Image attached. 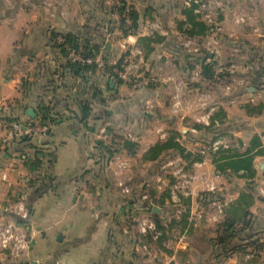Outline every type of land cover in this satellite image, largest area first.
<instances>
[{"label": "crops", "instance_id": "0c3cea01", "mask_svg": "<svg viewBox=\"0 0 264 264\" xmlns=\"http://www.w3.org/2000/svg\"><path fill=\"white\" fill-rule=\"evenodd\" d=\"M121 2L138 12L136 30L120 14ZM187 5L0 0V217L19 220L13 208L25 194L31 233L22 258L3 264L263 263L264 152L257 151L264 150V0H227L220 45L206 55L182 46L187 35L178 21L186 19ZM54 33L88 44L99 64L75 73L53 44ZM155 34L162 38L146 54L141 38ZM137 46L143 52L140 69L157 73L159 84L137 89L113 75L109 63ZM101 57L110 62L103 64ZM206 60L214 73L222 67L225 72L206 75ZM213 107L224 112L220 127L228 147L254 154V175L243 168L219 171L213 153H202L217 139L210 127ZM33 123L49 124L48 133L27 132ZM15 124L24 131L16 134ZM171 136L190 157L169 149L155 160L145 158ZM125 139L137 143L135 152ZM117 141L127 162L123 170L93 153L97 142ZM38 150L42 166L32 171L25 157ZM172 163L177 167L171 171ZM178 166L187 172L181 181L170 176ZM122 184L133 190L125 193ZM210 187L230 204L222 214L203 199ZM144 215L160 220L158 236H142L138 219ZM228 221L235 228L221 242Z\"/></svg>", "mask_w": 264, "mask_h": 264}, {"label": "built area", "instance_id": "2783aa9c", "mask_svg": "<svg viewBox=\"0 0 264 264\" xmlns=\"http://www.w3.org/2000/svg\"><path fill=\"white\" fill-rule=\"evenodd\" d=\"M194 2L197 4L196 13H198L201 19L208 26V34L204 37H186L183 41V45L186 46L190 51L198 52L200 51L203 41L206 48L209 50V53H212L220 45L221 34H222V15L227 6V0H188V3ZM128 12V10H126ZM126 18L130 20V17L126 15ZM64 34H57L55 36L54 42L58 45H63V47L68 52V59L72 62H77L82 65H93L94 63H99L98 59H95V56H87L83 53L81 49H77L72 46L66 39ZM142 49L140 47H135L130 51V53L125 54L119 62L116 63L114 67V73L117 75L118 79L132 84L134 88H142L148 85L157 84L159 78L156 74L152 72L139 73V58H142ZM141 59V62L143 60ZM136 70V72H135ZM225 72V68H220L215 70L216 76L220 77ZM138 73V74H136ZM178 101L176 102V104ZM215 108H211L210 112L214 113ZM222 122L219 119H216L213 124V128L218 130ZM27 132L29 133H40L45 135L49 131V124L47 123H33L27 127ZM14 131L16 134H20L24 131L21 124L14 125ZM215 135H218L215 133ZM225 138L222 135H219L217 139L211 141L208 146L202 150V153H205L207 150L210 152H216L221 147H228V143L224 140ZM262 141L264 146V134L262 135ZM97 159L101 160L99 155ZM118 162L119 165H127L125 160L121 161L118 154L113 155L112 158L108 161V166ZM123 185V184H122ZM123 191L128 193L131 191V186L125 185L122 186ZM204 195V201L209 202L211 205H214L219 214L224 213L226 207L229 205L228 201L221 200L217 197H212L210 194L214 191V187H210ZM147 197V195H144ZM177 200V195H174ZM26 195L22 194L18 201L16 202L13 212L19 217L18 219H5L2 220L0 217V264L6 259L11 260H20L22 256L28 251L30 246L31 233L28 230L29 227V209L27 206ZM178 201V200H177ZM24 221V222H22ZM139 230L143 234L142 236H148L150 233H154L156 236L160 234L158 230L157 223L155 219L151 216H144L138 219ZM125 232L128 233L129 230L125 229Z\"/></svg>", "mask_w": 264, "mask_h": 264}, {"label": "trees", "instance_id": "16d2710c", "mask_svg": "<svg viewBox=\"0 0 264 264\" xmlns=\"http://www.w3.org/2000/svg\"><path fill=\"white\" fill-rule=\"evenodd\" d=\"M187 2H188V0H187ZM121 3L122 4L119 7L120 14L121 15L124 14V16L128 15L130 17V19H132V23H131V25H129V27H132L136 30L138 27V18H139L138 12L132 6L127 5L125 2H121ZM196 7H197L196 3L190 2V4L184 8V14L186 16V19L178 21L179 28L182 30V32H184L187 35V37L206 36L208 34V26L201 19L200 15L198 13H196V11H195ZM126 10H128V12H126ZM121 28L124 29L125 33H127V29L125 28L124 18L121 19ZM56 35H57V33H54L52 38H55ZM64 36L66 37L67 41L72 46H74L75 48H77V49L83 48L84 49L83 53L85 55L96 57L97 52L95 50L89 49L88 44L81 43L79 41V39L77 37H75L74 35L64 34ZM161 38L162 37L158 34H155L154 37L145 36V37L141 38V44L139 46L142 48L145 47L146 54H147L148 52L153 50L151 43L159 42L161 40ZM56 46H58L60 49H62V51L66 53V56H68V52L63 47V45L56 44ZM70 64L73 67L75 73H79L81 70H83L85 68L95 66V64H93V65H82V64L77 63V62H72L71 60H70ZM203 67H204V72L206 75H209L211 78L214 77V74H215L214 70L211 67V64L207 60L204 62ZM113 75H115V74H113ZM261 108H262V106H260L259 110H261ZM48 117H49L48 112L45 111L43 113V119L45 120ZM216 119H219L222 123L224 122L225 115H224V112L222 111V109L218 110L217 112H215L211 116V123H210L211 128H213L212 126H213L214 121ZM51 120H53V119H51ZM213 131H214V133L218 134L214 138H217L219 135H222L221 127L218 128L217 131H216V129H213ZM28 139L29 138L27 137L25 139V141H27ZM22 140H24V139H22ZM124 146L128 150H130L131 152H135L136 148H137L136 147L137 143L132 141V140L125 139ZM169 149L178 150L182 155L187 156V157H190V154H191L190 152H188L186 150V148L178 140H176L175 136H171L167 140L162 141V142H158L157 144L152 146L149 149V151L145 154V158H147L149 160H155V159L159 158L165 151H167ZM118 150H119V148L117 147V144L115 142L114 143L109 142L107 144L103 143V142H97V144L95 146V152H93V153H94L96 159H97V156H96V154H97L101 158V161H103L106 165H108L109 159L112 158L115 153H118ZM41 152L42 151L38 150L36 152L35 156L32 158L29 156L25 157V164L27 165V167L30 168V170L36 171L37 169H39L42 166V158L40 156ZM257 152L263 153L264 150L260 149ZM235 158L238 159L237 162L233 161V159H235ZM196 159H199V157L196 156L194 158V160H196ZM97 160H99V159H97ZM213 160H214L215 164L217 165V168L219 169V171H222V172L225 171L227 168H231L233 170H239L240 168H243L249 176H252L255 173V169L253 166L254 154H252L251 152H246V154H242L236 150L234 151L232 148L221 147L216 152H213ZM132 190L133 189L131 188V191ZM209 193L210 192H207V195H209ZM210 196L217 197V195L213 194V192L210 194ZM154 216L157 217V214H155ZM155 221L157 223V227L160 228L159 227L160 220L155 219ZM222 226H223V230H222L223 233L219 238H220L221 242H225L226 241V236H225L226 234H227V237L232 236L233 229L235 228V223L232 221H228L227 223L223 224Z\"/></svg>", "mask_w": 264, "mask_h": 264}, {"label": "rangeland", "instance_id": "374dc122", "mask_svg": "<svg viewBox=\"0 0 264 264\" xmlns=\"http://www.w3.org/2000/svg\"><path fill=\"white\" fill-rule=\"evenodd\" d=\"M156 26L159 27L160 25L157 24ZM57 34H62V33H57ZM63 36H64V35H63ZM220 42H221V40H220ZM202 43H203V45H202L200 51L203 52V55H206V54L209 52V50L206 48V46H205V44H204V41H203ZM53 44H54V45L57 44L56 42H54V39H53ZM182 46H184V45H182ZM184 47L187 48L186 46H184ZM81 50L84 51L83 48H81ZM200 51H199V52H200ZM121 58H122V57H121ZM95 59L97 60V56L95 57ZM120 60H121V59H120ZM100 61L103 62V64H106L107 61H108V63L110 62V59H108V58H107V59H106V58L103 59V58L101 57V60H100ZM98 62H99V61H98ZM118 62H119V61H118ZM94 64H95V63H94ZM98 64H99V63H98ZM109 64L113 66L112 68H113V70H114V67H115L116 64H115V63H109ZM140 65L143 66L142 62H141V64H139V69H136V70L139 71V73H142V74H143V73H145V72H148L147 70H145V71L143 72L142 69H140ZM136 70H135V72H136ZM113 74H115L114 71H113ZM136 74H138V73H136ZM156 74H157V73H156ZM157 77H158V75H157ZM115 78H118L116 74H115ZM158 78H159V77H158ZM159 82H160V80L158 81L157 84H159ZM127 83H128V82H127ZM154 85H155V84H154ZM148 86H150V85H148ZM118 142H119V141H117V147L119 148L118 153H120V150H122V147L120 146V144H119ZM115 143H116V142H115ZM118 153H115L114 155H116V154H118ZM118 155H119V154H118ZM120 156H121V155H119V157H120ZM170 157H171V159H172V158H175V157H173V155H171ZM170 157H167V158H170ZM120 159H121V161H123V159H122L121 157H120ZM175 164H176V163H172V164L167 165V166L169 167V170L172 171L173 169H175V168L177 167V166L175 167ZM109 167H110V166H109ZM126 167H127V165H121V166H120V169L123 170V169H126ZM178 167H179V166H178ZM177 169H178V170L180 169L178 172H176L177 175H176L175 173H171V174H173V175H170V176H174V177H175V176H176V177H177V176H181V177H178V178H177V179L180 180V181L183 180V179H182V176H183L184 178H186V176H187V172H186L185 168H182V169H181V166H180V167L177 168ZM174 174H175V175H174ZM176 177H175V178H176ZM179 178H181V179H179ZM123 186H125V185L123 184ZM141 188H142V187H140L139 190L143 191ZM143 189H144V187H143ZM146 190H149V187H148ZM144 216H148V215H144ZM144 216H142V217H144ZM149 216H150V215H149ZM123 218H124V217H123ZM124 220H125V219H124ZM135 222H137V220H135ZM262 256H264V252H263ZM262 264H264V260H263V263H262Z\"/></svg>", "mask_w": 264, "mask_h": 264}, {"label": "water", "instance_id": "95a60500", "mask_svg": "<svg viewBox=\"0 0 264 264\" xmlns=\"http://www.w3.org/2000/svg\"><path fill=\"white\" fill-rule=\"evenodd\" d=\"M28 114L31 115V116H35V111L33 109H29L28 110ZM153 212H157L159 210V207L158 206H154L152 208ZM32 264H38L37 262H34Z\"/></svg>", "mask_w": 264, "mask_h": 264}]
</instances>
